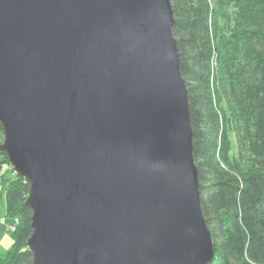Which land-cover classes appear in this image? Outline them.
<instances>
[{
	"label": "water",
	"instance_id": "water-1",
	"mask_svg": "<svg viewBox=\"0 0 264 264\" xmlns=\"http://www.w3.org/2000/svg\"><path fill=\"white\" fill-rule=\"evenodd\" d=\"M171 0H0V153L32 264H211Z\"/></svg>",
	"mask_w": 264,
	"mask_h": 264
},
{
	"label": "trees",
	"instance_id": "trees-1",
	"mask_svg": "<svg viewBox=\"0 0 264 264\" xmlns=\"http://www.w3.org/2000/svg\"><path fill=\"white\" fill-rule=\"evenodd\" d=\"M171 5L211 264H264V0ZM0 155L3 217L17 219L0 264H32L29 184Z\"/></svg>",
	"mask_w": 264,
	"mask_h": 264
},
{
	"label": "rangeland",
	"instance_id": "rangeland-1",
	"mask_svg": "<svg viewBox=\"0 0 264 264\" xmlns=\"http://www.w3.org/2000/svg\"><path fill=\"white\" fill-rule=\"evenodd\" d=\"M4 136L3 133L0 131V142H3ZM2 156L0 155V160ZM5 168V167H3ZM4 216V203L3 201L0 202V254L7 251L12 245V237L10 232L14 229L15 224L17 223V219L12 222V224H8L5 220ZM11 225L10 227H8Z\"/></svg>",
	"mask_w": 264,
	"mask_h": 264
},
{
	"label": "built area",
	"instance_id": "built-area-1",
	"mask_svg": "<svg viewBox=\"0 0 264 264\" xmlns=\"http://www.w3.org/2000/svg\"><path fill=\"white\" fill-rule=\"evenodd\" d=\"M11 225H9L8 227H10Z\"/></svg>",
	"mask_w": 264,
	"mask_h": 264
}]
</instances>
